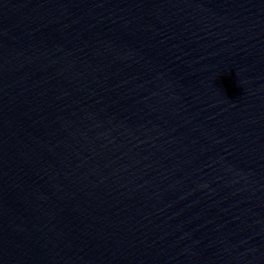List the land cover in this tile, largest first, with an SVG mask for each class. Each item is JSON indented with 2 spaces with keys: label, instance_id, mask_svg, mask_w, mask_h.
<instances>
[{
  "label": "water",
  "instance_id": "water-1",
  "mask_svg": "<svg viewBox=\"0 0 264 264\" xmlns=\"http://www.w3.org/2000/svg\"><path fill=\"white\" fill-rule=\"evenodd\" d=\"M0 264H264V0H0Z\"/></svg>",
  "mask_w": 264,
  "mask_h": 264
}]
</instances>
